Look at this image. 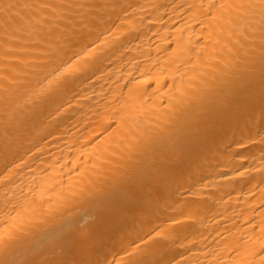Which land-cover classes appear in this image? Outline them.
Listing matches in <instances>:
<instances>
[{"label": "bare ground", "instance_id": "obj_1", "mask_svg": "<svg viewBox=\"0 0 264 264\" xmlns=\"http://www.w3.org/2000/svg\"><path fill=\"white\" fill-rule=\"evenodd\" d=\"M0 264H264V0H0Z\"/></svg>", "mask_w": 264, "mask_h": 264}]
</instances>
